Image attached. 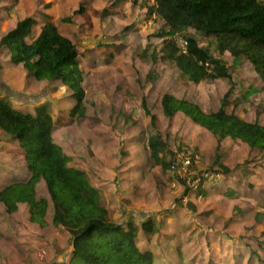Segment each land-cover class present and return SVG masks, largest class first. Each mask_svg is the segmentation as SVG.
<instances>
[{"label": "rangeland", "instance_id": "obj_1", "mask_svg": "<svg viewBox=\"0 0 264 264\" xmlns=\"http://www.w3.org/2000/svg\"><path fill=\"white\" fill-rule=\"evenodd\" d=\"M143 2L147 7L155 3L154 0ZM149 19L160 22L156 32L166 30L164 21L154 12H150ZM175 36L184 39L193 36L200 47L208 49L211 55L221 60L229 75L224 73L216 78L205 76L199 83H192L189 76L178 68L176 61L168 57L166 61L165 56L172 54L170 43L176 47ZM140 43L139 40L132 41L134 48L138 45L133 54L139 57L137 63L140 70L144 66L141 61H155L149 68L147 80L137 78L135 81L142 89L140 94L119 91L129 87L127 80L122 86L118 80H109L108 75H97L84 86L83 115L79 114L68 128L57 129L60 130L57 140L67 145L63 152L68 158L67 164L77 169L85 168L86 173L83 172L87 176L88 161L93 167L92 172L105 154H110L113 160L119 157L121 162L126 150L123 141L129 142L133 133L140 135L139 150L144 151L143 154L148 138L157 137L164 146L161 152L164 159L166 162L174 160L175 168L162 171L152 159L144 160L153 169L144 178L143 194L136 191L130 194L136 196L126 198L127 201L121 198L126 195L122 188L99 190L101 205L108 210L110 220L124 223L137 214H147L133 208L136 202L155 205L148 213L158 225L157 232L150 240L143 238L141 229L137 235L143 247L154 248L155 264H222V255L242 253L244 250L243 244L233 245L229 251L223 250L217 245L219 240L211 235H218L221 241L235 238L244 241L246 238L247 242H252L250 249L256 251L261 264L264 257V154L231 138L223 139L217 150L216 138L207 130L194 127L185 114L171 118L158 115L161 113L162 94L170 92L180 100L199 106L205 113L216 112L224 104L227 113L232 112L245 121L264 125V80L246 55L235 56L228 49L220 53L215 36H207L193 28L169 35L165 40L152 36L143 48ZM145 88L150 91L146 104L153 112V118L145 115L141 106L144 98L141 93ZM122 105L134 108L122 111L119 108ZM60 119L57 117L56 121L59 123ZM0 151L4 150L0 148ZM216 154L220 158L215 164ZM5 161L4 156L0 157V168L5 166L3 169L6 171L9 167H6ZM219 165H225L229 172H219ZM93 180L89 182L91 186ZM200 186L206 189L205 194H198ZM228 186L238 189L237 196L223 197V190ZM35 196L48 202L43 223L30 219L27 203H18L14 212H8L0 202V264H69L72 235L64 227L53 224V204L43 180L36 185ZM163 205L174 208L178 217V226L173 224L174 229L169 225L171 218L161 216L165 212L161 210ZM128 207L132 208L128 210ZM133 223L138 225V219H134ZM256 242L260 248H257ZM249 257L255 261L254 253Z\"/></svg>", "mask_w": 264, "mask_h": 264}, {"label": "trees", "instance_id": "obj_2", "mask_svg": "<svg viewBox=\"0 0 264 264\" xmlns=\"http://www.w3.org/2000/svg\"><path fill=\"white\" fill-rule=\"evenodd\" d=\"M154 1L149 10H154L165 21L168 34L193 28L207 36H215L220 53L228 49L232 55H246L264 80V0ZM29 26V20L19 21L0 39V44L7 47L13 63H22L36 79L60 80L71 88L76 101L72 111L83 115L84 92L76 46L52 23H46L39 35L26 43L24 35ZM186 40L185 52L170 43L172 54L169 58L176 61L180 70L195 83L205 76L229 75L221 60L200 47L193 36ZM0 86L14 100L26 96L23 92L10 90L3 82ZM161 104L165 116L172 117L180 111L210 132L217 139V150L223 139L231 138L264 154V125L227 113L224 104L216 112L209 113L171 95H164ZM0 129L18 140L30 172L25 181L10 183L0 190V202L8 212H14L18 203H27L30 219L43 223L48 202L35 196L36 185L43 180L53 204V224L64 227L72 235L69 264H153L152 253L137 245L138 227L130 222L111 221L108 210L101 205L100 191L91 186L83 171L67 164L68 158L61 147L51 139L50 114L45 110L36 115L21 113L0 97ZM149 148L156 163L163 169L170 168L172 160L166 162L159 155L164 146L157 137L149 138ZM219 158L216 154L215 164ZM219 169L229 172L224 165H219ZM141 228L147 234L158 230L150 219L144 221Z\"/></svg>", "mask_w": 264, "mask_h": 264}, {"label": "crops", "instance_id": "obj_3", "mask_svg": "<svg viewBox=\"0 0 264 264\" xmlns=\"http://www.w3.org/2000/svg\"><path fill=\"white\" fill-rule=\"evenodd\" d=\"M148 4L152 3L148 1ZM150 12L155 13L154 10H149V7L145 5L143 0H0V39L9 31L13 30L19 21L29 20L30 26L27 33L24 35V41L26 43H31L39 35L42 27L46 23H52L62 35L67 37L76 46V60L83 89L88 80L93 81L97 75L104 74L108 75L107 77L109 80L112 78L115 81L118 80L122 86L125 85V80L128 81L130 84L129 87L119 89L121 93L126 92L129 94L127 91H131L132 94L137 93L139 95L142 89L139 85L137 86L135 84V81L137 78L140 81L147 80L149 68L154 65L155 61H141L144 66L143 69L140 70L137 63L139 57H134L133 54L138 45L136 44L134 48L132 41L137 42L139 40L142 42L139 46L143 48L145 44H147L148 39L152 36H157L159 40H165V37L170 35L168 34V26L161 17V20L165 23L166 30H161L159 33L156 32L157 24H160V22L149 19ZM165 57L167 59L166 61H168L169 56L166 55ZM189 79L192 83H195L191 78ZM0 82H3L10 90L14 92H23V94L26 95L19 100H14L13 96H11V94L7 95V92L2 91L3 89L0 86V97L8 101L15 110L32 115H36L39 111L45 110L50 114L52 118L51 139L57 145L63 146L62 149L63 152H65V147L67 145L64 141L62 143L61 140H57L58 133L60 130L62 131L71 126L73 120L80 116L78 112L72 111L76 104V101L72 97L73 90L64 85L60 80L36 79L33 73L27 70L22 63H13L10 60L9 51L3 44H0ZM148 94H150V91L145 88L141 93L144 97L141 106L145 115H149V118H153V112H151L150 107L147 105L149 102L147 98ZM164 95H171L177 100L181 98L178 99V97H175L170 92L162 94L160 100L161 113L158 117L171 118L163 114L161 101ZM132 107L131 105H122L119 108L122 109V111H128ZM178 114L184 115L182 112L177 111L174 116ZM57 117L61 118L59 123L56 121ZM193 125L194 127L202 128L195 123ZM134 134L135 133L132 134L129 142L123 141L126 150L123 152L121 162L119 161V157L113 160L110 154H105L104 158L97 163L98 165L96 168L94 166L93 172L91 170L93 168L92 165L89 161L87 162V179L89 182H91V179H95L92 181L94 188L105 191L110 187V189L114 191L115 187H119L120 189L122 188L121 191L123 194H126L121 197L122 200L126 198L132 199L133 196L130 194L136 191L137 193L142 192L141 188L146 185V179L144 178L147 177L153 169L151 168V164L144 162V160L150 158L162 171L166 170L163 169L161 164L156 163L152 156V152L149 148L150 137L147 141L146 152L143 154L144 151L142 153L139 150L140 135L138 134L135 136ZM58 142H61V144ZM0 148L4 150L0 151L1 154H4L0 155V157L2 158L4 156V158H6V167H9L6 171L3 169L5 166L0 168L1 190L10 183L25 181L29 177L30 172L24 152L19 147L18 140L1 129ZM7 149L9 150L8 152H6ZM135 151L141 154L134 153ZM114 155L116 158L115 153ZM159 155L163 156L162 153H159ZM79 170L85 172V168ZM219 172H221L220 169ZM111 185L114 189L111 188ZM209 187L212 188L211 185ZM237 190L238 189L235 187L228 186L223 190V197L233 198L237 196ZM197 192L202 195L205 194L206 189L200 186ZM127 195H129V197H126ZM135 196L136 195H134V197ZM154 206L155 205H150L148 202H136L133 208L143 210V212L145 211L144 213L147 214H137L134 218L132 216L125 221L127 223H133L134 219H138V225L136 223L133 224L137 226L139 230L141 229L145 240H150L151 236L157 232L147 234L144 233L141 228L142 223L147 219L153 221L156 227L158 226L157 223L151 219V213H148ZM228 207L234 208L232 205H228ZM131 208L132 207H128L127 209L130 210ZM161 210L165 211L161 216L171 218L172 222L169 224L171 229L175 228L174 225L178 226L176 221L178 217L175 214L174 208L170 209L168 206L163 205ZM211 237L215 240H219L220 243H217V245L221 246L223 250L225 248L229 251L230 248H233V245L236 244L244 245L242 253L238 252L229 253L226 256L222 255V264H260V261L258 262V258L256 257V251L250 249V246L252 247V242H247L246 238H244V241L238 238L223 239V241H221L218 235H211ZM136 240L141 250L150 251L152 253L153 264H155L156 254L154 248L151 246L143 247L137 236ZM257 244L258 242H256V245ZM257 248L260 247L257 245ZM246 251L248 252L247 255L245 254ZM251 253H254L255 261L254 259H250L249 254ZM224 257L227 258V260H224ZM261 264H264V257L262 258Z\"/></svg>", "mask_w": 264, "mask_h": 264}, {"label": "built area", "instance_id": "obj_4", "mask_svg": "<svg viewBox=\"0 0 264 264\" xmlns=\"http://www.w3.org/2000/svg\"><path fill=\"white\" fill-rule=\"evenodd\" d=\"M175 38L177 39V42H176V47L181 51V52H185L186 50V45H187V40L182 38V37H177L175 36ZM174 160L171 162V165H170V169H174Z\"/></svg>", "mask_w": 264, "mask_h": 264}, {"label": "clouds", "instance_id": "obj_5", "mask_svg": "<svg viewBox=\"0 0 264 264\" xmlns=\"http://www.w3.org/2000/svg\"><path fill=\"white\" fill-rule=\"evenodd\" d=\"M155 2V1H154Z\"/></svg>", "mask_w": 264, "mask_h": 264}]
</instances>
